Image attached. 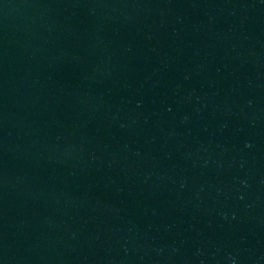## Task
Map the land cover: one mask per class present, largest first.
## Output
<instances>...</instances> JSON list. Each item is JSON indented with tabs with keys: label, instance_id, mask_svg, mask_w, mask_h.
<instances>
[{
	"label": "water",
	"instance_id": "water-1",
	"mask_svg": "<svg viewBox=\"0 0 264 264\" xmlns=\"http://www.w3.org/2000/svg\"><path fill=\"white\" fill-rule=\"evenodd\" d=\"M0 264H264V0H0Z\"/></svg>",
	"mask_w": 264,
	"mask_h": 264
}]
</instances>
